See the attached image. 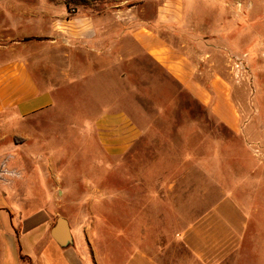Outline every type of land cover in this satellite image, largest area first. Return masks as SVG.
I'll return each mask as SVG.
<instances>
[{"label":"rangeland","instance_id":"1","mask_svg":"<svg viewBox=\"0 0 264 264\" xmlns=\"http://www.w3.org/2000/svg\"><path fill=\"white\" fill-rule=\"evenodd\" d=\"M158 3L182 8L184 37H199L196 46L210 52L206 63L229 82L240 129L222 122L129 36L115 49L133 55L118 67L128 76L97 87L95 62L87 60L95 50L73 48L69 35L63 39L79 58L75 66L91 64L85 82L65 88V108L24 122L23 136H14L27 140L28 151L42 135L44 157L25 161L29 175L44 164L52 185L35 189L38 207L66 216L74 243L99 248L104 264H264V257L238 252L241 239L242 248L252 246L264 233V0H0V45L21 39L29 52L52 51L33 33L61 9L109 20L117 6L136 5L142 17ZM237 55L246 57L254 93L232 73L230 57ZM99 97L142 128L123 155L108 154L94 127L81 123L100 111Z\"/></svg>","mask_w":264,"mask_h":264},{"label":"crops","instance_id":"2","mask_svg":"<svg viewBox=\"0 0 264 264\" xmlns=\"http://www.w3.org/2000/svg\"><path fill=\"white\" fill-rule=\"evenodd\" d=\"M134 6L115 7L109 20L83 12L69 16L64 9L51 14L49 23L33 34L43 36L42 41L52 51L29 52L27 41L21 39L0 45V264H104L99 248H84L76 241L62 245L52 236L57 211L53 212L47 205L38 207L35 195V189L52 187L42 175L46 167L36 164V170L29 175L25 165L27 158L44 157L41 139H38L42 135L28 151L27 140L17 143L14 137L23 136L24 122L48 120L51 114L65 108V88L85 82V68L91 64L83 63L82 69L77 68L72 61L79 58L70 53L64 37L71 35L77 40L73 48L95 50L90 55L92 59L87 60L95 62L91 70L100 87L107 83L112 86L113 77L117 82V78L128 76L125 71L118 73V67L125 61L132 62L133 55L118 53L115 49L119 41L129 36L146 51L148 59L209 105L222 122L234 130L240 129L241 116L231 97V86L211 63H206L210 52L203 48L205 44L196 46L199 37H184L189 29L182 21L180 5L158 3L154 11L142 17L135 14ZM178 32L182 33L181 41L176 39ZM97 78L106 79L103 82ZM97 103L100 111L91 118L82 117L81 123L94 127L108 154L127 153L140 139L141 126L111 100L105 102L99 97ZM52 158L53 155L47 157L50 163ZM3 161L19 173L9 182L1 179ZM242 237L244 240L249 237L246 229ZM256 237L254 245L244 244V248L241 239L239 257L247 250L262 261L264 233L258 243Z\"/></svg>","mask_w":264,"mask_h":264},{"label":"built area","instance_id":"3","mask_svg":"<svg viewBox=\"0 0 264 264\" xmlns=\"http://www.w3.org/2000/svg\"><path fill=\"white\" fill-rule=\"evenodd\" d=\"M230 62H231V70L236 80H238L239 82H243L247 86V88H249L250 92L254 93L255 86L249 73L246 57L240 55L232 56L230 57ZM18 175L19 173L15 169L9 168L6 165V161L2 162L1 179L3 181L9 182L12 177Z\"/></svg>","mask_w":264,"mask_h":264},{"label":"water","instance_id":"4","mask_svg":"<svg viewBox=\"0 0 264 264\" xmlns=\"http://www.w3.org/2000/svg\"><path fill=\"white\" fill-rule=\"evenodd\" d=\"M51 234L62 245L74 244V236L69 219L60 215L57 217L52 229Z\"/></svg>","mask_w":264,"mask_h":264}]
</instances>
